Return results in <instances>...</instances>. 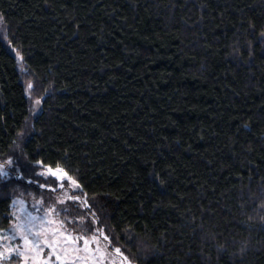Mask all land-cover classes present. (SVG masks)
<instances>
[{"label": "trees", "instance_id": "obj_1", "mask_svg": "<svg viewBox=\"0 0 264 264\" xmlns=\"http://www.w3.org/2000/svg\"><path fill=\"white\" fill-rule=\"evenodd\" d=\"M36 161L131 264H264V0H0V229Z\"/></svg>", "mask_w": 264, "mask_h": 264}, {"label": "rangeland", "instance_id": "obj_2", "mask_svg": "<svg viewBox=\"0 0 264 264\" xmlns=\"http://www.w3.org/2000/svg\"><path fill=\"white\" fill-rule=\"evenodd\" d=\"M30 88V85H29ZM42 107V100L37 99L34 103V111H40ZM0 165H3L0 163ZM52 167V166H51ZM55 169L56 167H52ZM43 169L42 171H44ZM51 176V175H48ZM47 176V177H48ZM52 195H49L51 201H47L46 198L40 195H36L33 192H30L29 196H25L24 194L18 195L13 202V211H12V220L11 224L6 229H0V250L6 252V248L11 246L15 247L18 244L22 245V234L17 227L18 225H22L25 231L29 230L34 226V229H39L41 227V222H44V228L48 232L49 236L52 235L51 229H59L65 232V235H71L73 237L80 235L82 237H91L94 233L89 232L87 228L81 227L77 220L71 217L69 214H63V210H61V205L67 203L69 199H71V193L74 187L70 185L68 182H64L63 187H60L58 184L57 188H53ZM55 209V211H52ZM68 220V221H67ZM50 221H55L56 223H49ZM62 221L61 225L59 222ZM99 235V233H95ZM31 235L29 239H31ZM64 240V236H60L58 233L56 236L52 238L53 243H59ZM79 246H83V239L78 241ZM43 248V253L40 256V260L38 264H42L43 260L49 258L48 254L51 252V249L41 245ZM89 247L95 248V242H91ZM100 247L102 251H104L105 255L101 258L100 253H81L86 256H95L96 264H129L128 259L123 260L122 257H119L118 254L114 252V250H110L107 243L101 238ZM32 255L33 253H28ZM12 259H5L0 261V264H23V257L16 258L13 253ZM50 264H59L56 261L55 254H52L50 257ZM87 264H93V261L90 259L87 261Z\"/></svg>", "mask_w": 264, "mask_h": 264}, {"label": "snow or ice", "instance_id": "obj_3", "mask_svg": "<svg viewBox=\"0 0 264 264\" xmlns=\"http://www.w3.org/2000/svg\"><path fill=\"white\" fill-rule=\"evenodd\" d=\"M6 164L12 165L13 161L9 159L6 161ZM36 164L39 167L45 169L44 171L37 173V175L44 177L51 175L60 187H63V184L66 181L70 183L72 187L76 189H82V185H80L73 176L69 175V172L63 167L57 165L56 168L53 169L51 166L45 165L43 161H36ZM18 175L20 177H23L24 173L20 172L18 173ZM8 176L9 172L7 167L5 165H0V177L7 179ZM29 183H36V181L30 180ZM45 186V184H40L41 188H44ZM52 191H55V189H52ZM74 199L80 201L81 203H84V201H81L80 196H75ZM52 211H55V209H52ZM49 223L56 222L50 221ZM59 223L61 225L63 224L62 221H60ZM17 227L22 234L23 244H18L15 247H7V256L5 255L4 250H0V261H3L5 259H12V254L14 253L16 258L23 257V264H38L40 256L43 253V248L41 247V245L43 244L44 246L51 249V252L48 254L49 258L43 260L42 264H50V257L52 254H55L56 261H58L59 264H87V261H89L90 259L93 261V264H96L95 256H86L82 255L81 253H100V256L102 258L105 253L100 247L101 238L105 242H107V245L109 247H114L111 244V241L114 240L115 237H109L108 235L104 234V232L99 228L95 229V233H99V235L94 233L91 237H82L80 235L73 237L71 235H65V232L59 229H51L50 231L52 232V235L49 236L48 232L44 228L43 221L41 222V227L39 229H34L33 226L29 230L25 231L22 225H18ZM57 233L60 236H64V240L59 242L58 244L52 242V238L56 236ZM30 235L32 237L31 239H29ZM81 239H83L82 247L78 245V241H80ZM91 242H95V248L89 247ZM114 252L118 254L119 257H122L123 260H127V257L124 256L121 248L114 247ZM28 253L33 254L29 255ZM113 264H115V261L113 262ZM129 264H131L130 261Z\"/></svg>", "mask_w": 264, "mask_h": 264}]
</instances>
